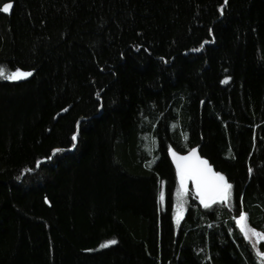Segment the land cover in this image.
Listing matches in <instances>:
<instances>
[{"label":"trees","instance_id":"trees-1","mask_svg":"<svg viewBox=\"0 0 264 264\" xmlns=\"http://www.w3.org/2000/svg\"><path fill=\"white\" fill-rule=\"evenodd\" d=\"M5 3L0 67L33 74L0 79V264H261L235 218L264 233V0ZM196 147L232 201L177 225Z\"/></svg>","mask_w":264,"mask_h":264},{"label":"snow or ice","instance_id":"snow-or-ice-1","mask_svg":"<svg viewBox=\"0 0 264 264\" xmlns=\"http://www.w3.org/2000/svg\"><path fill=\"white\" fill-rule=\"evenodd\" d=\"M224 4L228 3V0H223ZM12 3L3 4L0 11L4 13H9L12 9ZM220 12L223 15L224 8H220ZM204 43H208L205 41ZM203 47V45H201ZM200 49H193V51H199ZM33 73L31 71H23L17 68L15 71L10 73L6 72L3 67H0V79L18 81L22 78L30 77ZM227 83V79L223 81ZM67 111V109H65ZM73 142L77 141V135L73 134L71 137ZM72 147H75L73 143ZM64 151V149L57 148L53 155L58 152ZM174 162L177 167V174L180 177L182 191L187 192V181L192 180L196 197L199 199L200 203L206 208H211L212 205H230L232 201V188L233 185L228 181L227 177L220 172H214L209 165L208 161L201 159L197 154L196 148L189 149V154L187 156H180L175 151L169 149ZM51 159V156L48 157ZM39 165H37L38 167ZM28 171H31L29 169ZM252 170L249 169V172ZM161 200L163 201L164 196L161 193ZM184 207L183 204L177 205V223H179L180 218L183 216ZM236 219V225L239 227L240 233L246 240L251 242V236L254 235L257 240H264V233L257 231L255 228H251L247 225L246 221L248 219L247 214L243 211L238 213V218ZM115 240L108 241L106 244H102L101 247H107L108 245L115 244ZM253 248L256 247L255 244L252 245ZM257 256L261 257V264H264V252H257Z\"/></svg>","mask_w":264,"mask_h":264},{"label":"rangeland","instance_id":"rangeland-1","mask_svg":"<svg viewBox=\"0 0 264 264\" xmlns=\"http://www.w3.org/2000/svg\"><path fill=\"white\" fill-rule=\"evenodd\" d=\"M23 79H25V78H22V79H20V80H23ZM20 80H18V81H20ZM178 180H179V186H178V189H177V191H176V195H175V201H176V206H175V214H174V217H175V223L178 225L179 223H177V205L178 204H183V207H184V213H185V211H186V205H187V194L191 191L192 193H193V195L194 196H196V191H195V186H194V184H193V182H192V180H188L187 181V192L186 193H184L183 191H182V187H181V181H180V177H178ZM184 213H183V216H184ZM182 216V217H183ZM181 217V218H182ZM181 218H180V220H181ZM180 220H179V222H180ZM246 223H247V225L249 226V224H248V220L246 221ZM250 227V226H249ZM249 241V240H248ZM252 245L253 244H255L256 245V247L254 248L255 249V251H256V253L259 251V252H261V250H260V245H262V244H264V240H257V238L254 236V235H252L251 236V242H250ZM261 258V257H260Z\"/></svg>","mask_w":264,"mask_h":264},{"label":"water","instance_id":"water-1","mask_svg":"<svg viewBox=\"0 0 264 264\" xmlns=\"http://www.w3.org/2000/svg\"><path fill=\"white\" fill-rule=\"evenodd\" d=\"M196 149H197V154L201 157V159H204L202 156H201V154H200V147H196ZM172 151H175L178 155H180V156H187L188 154H189V151L188 152H186V153H179L178 151H176L175 149H171ZM169 158H170V160H171V162H172V164H173V166H174V168L177 170V167H176V163L174 162V160H173V157H172V155H171V153H170V151H169ZM206 160V159H205ZM209 163V162H208ZM210 165V164H209ZM211 166V165H210ZM211 168H212V166H211ZM212 170L214 171V172H216L213 168H212Z\"/></svg>","mask_w":264,"mask_h":264}]
</instances>
